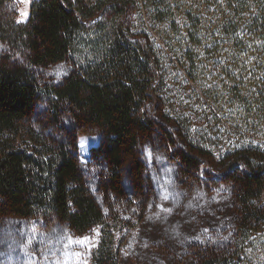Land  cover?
Returning <instances> with one entry per match:
<instances>
[{
	"label": "trees",
	"instance_id": "obj_1",
	"mask_svg": "<svg viewBox=\"0 0 264 264\" xmlns=\"http://www.w3.org/2000/svg\"><path fill=\"white\" fill-rule=\"evenodd\" d=\"M0 0V264H264V0ZM98 134L82 164L78 136ZM83 259V258H82Z\"/></svg>",
	"mask_w": 264,
	"mask_h": 264
},
{
	"label": "rangeland",
	"instance_id": "obj_2",
	"mask_svg": "<svg viewBox=\"0 0 264 264\" xmlns=\"http://www.w3.org/2000/svg\"><path fill=\"white\" fill-rule=\"evenodd\" d=\"M33 0H14L17 5L18 22H25L29 16L31 3ZM100 136L98 134H81L78 136V153L82 164H87L90 160L91 148L98 145ZM78 244H82L81 248H75L70 256H65L61 264H78L85 262L87 249L92 245V234L77 236L76 238L69 237ZM252 245L246 248L247 255L250 256L254 263L264 262V230L253 236ZM83 258V259H82Z\"/></svg>",
	"mask_w": 264,
	"mask_h": 264
}]
</instances>
